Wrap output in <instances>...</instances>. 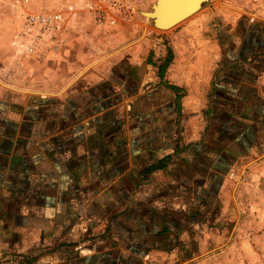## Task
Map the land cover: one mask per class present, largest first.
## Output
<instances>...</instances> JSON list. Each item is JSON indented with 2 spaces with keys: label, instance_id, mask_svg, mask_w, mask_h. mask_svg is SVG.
<instances>
[{
  "label": "crops",
  "instance_id": "0c3cea01",
  "mask_svg": "<svg viewBox=\"0 0 264 264\" xmlns=\"http://www.w3.org/2000/svg\"><path fill=\"white\" fill-rule=\"evenodd\" d=\"M9 1L0 264H191L231 177L264 154V0L167 31L61 0L60 43L33 55L11 46L29 4Z\"/></svg>",
  "mask_w": 264,
  "mask_h": 264
},
{
  "label": "rangeland",
  "instance_id": "374dc122",
  "mask_svg": "<svg viewBox=\"0 0 264 264\" xmlns=\"http://www.w3.org/2000/svg\"><path fill=\"white\" fill-rule=\"evenodd\" d=\"M59 1L61 0H33L25 9L27 13L32 10L56 11L61 4ZM95 1L99 9H113L115 12L130 10L137 15L142 11L152 10V4L155 3V0ZM253 2L259 3L256 0H209L203 4L202 9L218 14L231 9L230 11L237 10L236 13L246 15L245 10ZM12 4L9 0H1L0 9L8 14L13 8ZM113 10L110 12H114ZM24 18L25 16L22 24ZM5 24L10 27L8 19ZM171 28L159 29L167 31ZM104 37L105 35H97V42L104 40ZM213 222L208 226L206 252L194 255L191 264H264V154L253 161L242 163L240 170L231 177L224 195L221 218Z\"/></svg>",
  "mask_w": 264,
  "mask_h": 264
},
{
  "label": "built area",
  "instance_id": "2783aa9c",
  "mask_svg": "<svg viewBox=\"0 0 264 264\" xmlns=\"http://www.w3.org/2000/svg\"><path fill=\"white\" fill-rule=\"evenodd\" d=\"M33 0H24L19 2L22 5H27ZM40 2L42 0H36ZM73 7H70L72 10ZM83 9L95 11L98 14V19H105L104 13L94 3L86 2ZM66 19L61 11H30L25 15L24 23L20 32L12 39L11 46L18 48L28 54H36L42 48L57 47L60 43V37L64 29ZM43 51L39 57H43Z\"/></svg>",
  "mask_w": 264,
  "mask_h": 264
},
{
  "label": "bare ground",
  "instance_id": "6f19581e",
  "mask_svg": "<svg viewBox=\"0 0 264 264\" xmlns=\"http://www.w3.org/2000/svg\"><path fill=\"white\" fill-rule=\"evenodd\" d=\"M204 1L207 2V0H161V5L160 7H158V10L155 15L146 14L147 12L153 11V9L150 11H144L143 14L148 19L151 18L153 22L154 18H156L157 24H154L157 27L163 28L165 30L176 26L180 22L194 15L196 12L202 9L203 5H201V8L198 7V5Z\"/></svg>",
  "mask_w": 264,
  "mask_h": 264
},
{
  "label": "water",
  "instance_id": "95a60500",
  "mask_svg": "<svg viewBox=\"0 0 264 264\" xmlns=\"http://www.w3.org/2000/svg\"><path fill=\"white\" fill-rule=\"evenodd\" d=\"M208 1V0H207ZM205 3V1L204 2H201L199 5H198V7H200L201 8V5H203ZM160 5H161V0H156V3H154L153 5H152V9H153V11H151V12H147L146 14L147 15H155V13L157 12V10H158V7H160ZM199 8V9H200ZM180 21V20H179ZM154 23L155 24H157V19L156 18H154ZM176 24H177V22H176ZM176 24H174V25H176Z\"/></svg>",
  "mask_w": 264,
  "mask_h": 264
}]
</instances>
